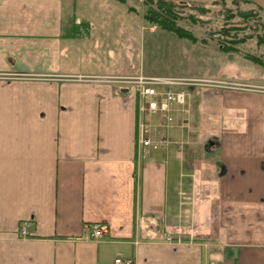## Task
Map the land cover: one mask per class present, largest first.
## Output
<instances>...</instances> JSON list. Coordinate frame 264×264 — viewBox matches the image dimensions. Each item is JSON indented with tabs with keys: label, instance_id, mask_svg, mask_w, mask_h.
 Segmentation results:
<instances>
[{
	"label": "crops",
	"instance_id": "crops-1",
	"mask_svg": "<svg viewBox=\"0 0 264 264\" xmlns=\"http://www.w3.org/2000/svg\"><path fill=\"white\" fill-rule=\"evenodd\" d=\"M65 8L0 0V264H264V86L190 89L146 151L133 90L72 79Z\"/></svg>",
	"mask_w": 264,
	"mask_h": 264
},
{
	"label": "rangeland",
	"instance_id": "rangeland-1",
	"mask_svg": "<svg viewBox=\"0 0 264 264\" xmlns=\"http://www.w3.org/2000/svg\"><path fill=\"white\" fill-rule=\"evenodd\" d=\"M156 1L67 0L71 12L65 8V32H70L72 14L87 20V29L71 41L78 54L73 67L98 75L72 79L119 89L138 76L206 79L219 89L221 83L240 89L264 86V10L249 0H163L172 5L170 19L196 40L190 42L146 19ZM220 30L226 37L217 34ZM130 90L137 95L135 86Z\"/></svg>",
	"mask_w": 264,
	"mask_h": 264
},
{
	"label": "built area",
	"instance_id": "built-area-1",
	"mask_svg": "<svg viewBox=\"0 0 264 264\" xmlns=\"http://www.w3.org/2000/svg\"><path fill=\"white\" fill-rule=\"evenodd\" d=\"M124 80V79H123ZM128 81V82H127ZM125 85L135 86L139 98V132L140 145L144 149L157 150L169 143L167 130L173 126V112L176 107H183L190 89L212 87L210 81L202 79H185L176 77H134L128 78ZM220 83V82H219ZM217 87L238 89L236 84L221 83ZM158 120V123L156 122ZM28 222L20 227V235L27 236ZM95 237L100 236L96 227ZM112 264H130V261L117 256Z\"/></svg>",
	"mask_w": 264,
	"mask_h": 264
},
{
	"label": "trees",
	"instance_id": "trees-1",
	"mask_svg": "<svg viewBox=\"0 0 264 264\" xmlns=\"http://www.w3.org/2000/svg\"><path fill=\"white\" fill-rule=\"evenodd\" d=\"M171 7L172 5L167 3L166 1L157 0L155 2V8L154 9L150 8L151 9L150 14L146 16V19H148V21L150 22L156 23L157 25L160 26V28L164 30L173 32L180 39H186L190 42H195L196 40L190 34L184 32V30H182L181 28H178L173 22V20H171L172 18H174V15H175L174 12H172ZM82 25L78 23V24H75L74 26H75V29H78ZM223 31L224 30H220L217 34L219 36L226 37V34ZM239 41L241 40H238V41L234 40L232 42L237 43ZM219 49L230 50L228 47H224V46H219Z\"/></svg>",
	"mask_w": 264,
	"mask_h": 264
},
{
	"label": "water",
	"instance_id": "water-1",
	"mask_svg": "<svg viewBox=\"0 0 264 264\" xmlns=\"http://www.w3.org/2000/svg\"><path fill=\"white\" fill-rule=\"evenodd\" d=\"M249 1H251L253 4L264 10V0H249Z\"/></svg>",
	"mask_w": 264,
	"mask_h": 264
}]
</instances>
